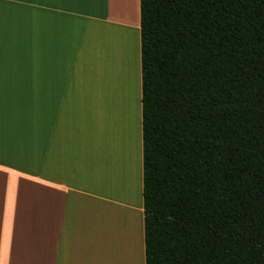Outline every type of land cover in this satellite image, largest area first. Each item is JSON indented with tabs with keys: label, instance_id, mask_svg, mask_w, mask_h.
Returning a JSON list of instances; mask_svg holds the SVG:
<instances>
[{
	"label": "crops",
	"instance_id": "obj_1",
	"mask_svg": "<svg viewBox=\"0 0 264 264\" xmlns=\"http://www.w3.org/2000/svg\"><path fill=\"white\" fill-rule=\"evenodd\" d=\"M142 120L141 0H0V264H146Z\"/></svg>",
	"mask_w": 264,
	"mask_h": 264
},
{
	"label": "trees",
	"instance_id": "obj_2",
	"mask_svg": "<svg viewBox=\"0 0 264 264\" xmlns=\"http://www.w3.org/2000/svg\"><path fill=\"white\" fill-rule=\"evenodd\" d=\"M146 264H264V0H141Z\"/></svg>",
	"mask_w": 264,
	"mask_h": 264
},
{
	"label": "rangeland",
	"instance_id": "obj_3",
	"mask_svg": "<svg viewBox=\"0 0 264 264\" xmlns=\"http://www.w3.org/2000/svg\"><path fill=\"white\" fill-rule=\"evenodd\" d=\"M128 34H129V32H125L124 33V36L127 38V36H128ZM126 38H124V40H125V42H126ZM127 42H129V41H127ZM127 43H125V45L123 46V49H124V47H126L127 45H126ZM122 49V53H125V49L123 50ZM93 53V55H95L96 56V58H95V60L94 59H92V60H90V62H89V77H90V79H91V86H92V88H95V85L97 84V85H99V87H100V85H101V82L99 81V71H100V69L99 68H97L96 67V63L95 62H97V64H98V53L96 52L95 53V51H93L92 52ZM95 53V54H94ZM128 58V57H127ZM125 60V58L122 60V61H124ZM126 61V60H125ZM105 62V61H104ZM113 63H114V61H113ZM124 63H127V61L126 62H124ZM109 63H107V64H105V67H107V65H108ZM115 64V66H114V71L115 72H117V71H119V69H120V63L118 62V63H114ZM130 64H131V58H130ZM108 68H109V66H108ZM111 68H112V64H111ZM118 69V70H117ZM121 69H122V67H121ZM129 69H130V66H129ZM112 70H113V68H112ZM123 71H124V74H123ZM105 72V71H104ZM129 72V71H128ZM120 75L121 76H124V79H123V77H121V81H122V85L124 84V86L126 87L125 88V90L124 91H122V94H120V96H119V101L122 99V101H124V103H128V100L130 101V103H131V99H132V102H133V94H132V96H131V93L129 92V79H130V73H127V67H125V69L124 70H122V71H120ZM123 74V75H122ZM134 78V80H135V76L134 77H132V79ZM101 80H102V78H101ZM106 83H108V80L105 82V85H106V87H107V90L106 89H104L107 93V95L105 96L106 97V100L108 101V94L111 96V94H110V90H111V88H109L108 86H107V84ZM132 87H133V84H132ZM102 89V88H101ZM102 91H103V89L101 90V93H102ZM110 96H109V101L108 102H106V104L107 105H109V102H110ZM135 106H137V104L136 103H134V105H133V107H135ZM125 108H130V106H126ZM135 109V108H134ZM128 110V109H127ZM130 114H131V109H130Z\"/></svg>",
	"mask_w": 264,
	"mask_h": 264
},
{
	"label": "bare ground",
	"instance_id": "obj_4",
	"mask_svg": "<svg viewBox=\"0 0 264 264\" xmlns=\"http://www.w3.org/2000/svg\"><path fill=\"white\" fill-rule=\"evenodd\" d=\"M107 239H108V238H107ZM105 240H106V237H105ZM110 241H111V240L108 239L107 243L110 242ZM110 243H111V242H110ZM107 245H108V244H107ZM109 246H110V245H109ZM104 247H105V245H104ZM105 248H106V247H105ZM107 248H108V247H107Z\"/></svg>",
	"mask_w": 264,
	"mask_h": 264
},
{
	"label": "snow or ice",
	"instance_id": "obj_5",
	"mask_svg": "<svg viewBox=\"0 0 264 264\" xmlns=\"http://www.w3.org/2000/svg\"><path fill=\"white\" fill-rule=\"evenodd\" d=\"M4 179L6 180V177H4Z\"/></svg>",
	"mask_w": 264,
	"mask_h": 264
}]
</instances>
